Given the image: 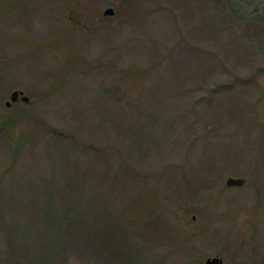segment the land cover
<instances>
[{
  "label": "rangeland",
  "instance_id": "374dc122",
  "mask_svg": "<svg viewBox=\"0 0 264 264\" xmlns=\"http://www.w3.org/2000/svg\"><path fill=\"white\" fill-rule=\"evenodd\" d=\"M212 255L264 264V0H0V264Z\"/></svg>",
  "mask_w": 264,
  "mask_h": 264
},
{
  "label": "trees",
  "instance_id": "16d2710c",
  "mask_svg": "<svg viewBox=\"0 0 264 264\" xmlns=\"http://www.w3.org/2000/svg\"><path fill=\"white\" fill-rule=\"evenodd\" d=\"M259 10L260 9L258 7L252 8L253 13L254 12H258ZM85 206H86L85 204H81L80 205L81 209L87 208ZM99 216L100 215H97V217H95L96 220L98 221L97 224L99 223ZM84 217H85V214H82L80 212H76V214L74 216H71V217L68 216V217H65V219L67 220L66 223L69 224L68 226H70L72 228H75L76 227L75 229H77V231L80 230L81 233L83 234L84 233L83 229H85V227H87V224L89 223V220L88 219H87V221L83 219ZM97 226H98V228H96L95 233H93V237H91V235H90V237L93 239V242L98 247H101V245L103 243V241H102V236H103V233L102 232L103 231L101 230L102 229L101 228V225H97ZM112 228H113V230H110L109 229V231H110L109 233L111 234V237H110L111 240H109V238H108L109 235H108L107 239L109 241H111L114 244V246H116L115 243L118 242V237H119V235H120V233H121L122 230H121V227L119 225H116V224L115 225H112ZM86 235H87V238H89V232H88V230H87Z\"/></svg>",
  "mask_w": 264,
  "mask_h": 264
},
{
  "label": "water",
  "instance_id": "95a60500",
  "mask_svg": "<svg viewBox=\"0 0 264 264\" xmlns=\"http://www.w3.org/2000/svg\"><path fill=\"white\" fill-rule=\"evenodd\" d=\"M113 7L109 6L104 9V14H112L113 13ZM22 92L14 89L10 92L9 97L11 101H14L18 98V95L21 94ZM21 98L25 101L28 100V97L26 95H21ZM10 101H6V105H9ZM226 184L227 185H241L244 182V178L240 176H228L226 178ZM204 264H223L222 258L219 257L218 255H212V256H207L204 260Z\"/></svg>",
  "mask_w": 264,
  "mask_h": 264
}]
</instances>
